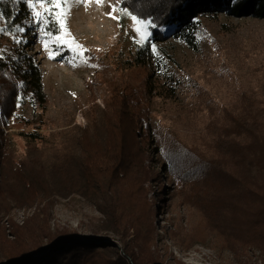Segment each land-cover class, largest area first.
<instances>
[{"label":"trees","instance_id":"trees-1","mask_svg":"<svg viewBox=\"0 0 264 264\" xmlns=\"http://www.w3.org/2000/svg\"><path fill=\"white\" fill-rule=\"evenodd\" d=\"M221 1L229 4L231 15L264 17V0H125L120 16L124 14L121 9L126 10L147 26L149 36L129 54L119 40L114 46L119 48L104 56L116 59L119 70L144 68L150 49L169 35L195 50L196 36L204 32L201 17L208 14L206 7ZM30 10L26 2L0 0L4 31L14 32L17 25H25ZM90 58L95 60L96 78L102 82L101 55ZM149 79L144 91L160 101H171L189 87L188 81L186 85L174 74L152 73ZM106 87L103 108H91L85 124L71 129L72 133L62 132L66 135L60 140L49 139L38 132L45 125L47 108L40 70L25 54L0 57V222L13 209L35 208L22 225L11 224L13 240L0 227V263L163 264L141 186L152 175L146 163L158 154L160 172L169 171L174 185H191L185 193L188 205L203 213L211 233L224 238V248L233 255L254 249L259 264H264L263 95L252 99L250 94H242L234 99L233 105L242 112L219 128L214 113L229 115L231 106L219 107L206 94L203 109L210 116L203 137L191 151L169 129L151 128L146 100L127 84L114 81ZM19 104L29 105L34 118L20 116ZM185 112L188 115L189 109ZM11 120L14 126L26 129L17 134L23 141L21 152L13 136L3 129ZM207 130L212 133L206 135ZM71 196H78L100 215L92 226L97 238L81 241L75 232L51 227L53 204Z\"/></svg>","mask_w":264,"mask_h":264},{"label":"rangeland","instance_id":"rangeland-1","mask_svg":"<svg viewBox=\"0 0 264 264\" xmlns=\"http://www.w3.org/2000/svg\"><path fill=\"white\" fill-rule=\"evenodd\" d=\"M12 1L27 3V0ZM123 1L55 0L49 4L32 0L35 7H31L30 18L25 25H17L14 32L4 31L0 20V57L7 58L14 52L30 56L42 74L47 108L45 125L38 132L60 140L66 135L62 132L72 133L71 129L83 126L85 114L91 108L104 107L106 86L117 81L127 84L133 93L146 100L153 130L169 129L192 151L203 137V128L210 116V112L203 109L206 94L212 95L219 107L231 106L227 109L229 115L214 113L217 114L215 126L219 128L242 112L241 107L233 105L234 99L242 94H250L252 99L262 95L264 98V17L231 15L227 2L208 5V14L201 17L204 32L197 34L195 50L165 33L169 35L166 40L150 49L147 67L119 70L116 59L105 58V53L119 48L114 46L121 40L123 51L129 54L149 36L144 23L130 15L120 16ZM123 35L125 39L121 38ZM92 55H101L103 63L99 74L104 85L96 78ZM152 73L174 74L184 84L188 81L189 87L171 101L153 99L144 91ZM197 90L205 95H199ZM185 108L189 109L188 115ZM17 112L23 118H34L27 104H19ZM3 129L13 136L15 147L21 152L23 141L17 134L26 129L14 126L13 120ZM223 129H218L217 134ZM210 133L212 130H207L206 135ZM160 161V156L153 154L146 163L152 175H148L141 186L149 202L153 236L163 264H259V254L254 249L233 255L224 248V238L211 233L203 213L188 205L185 193L191 185H174L169 171H159ZM34 209H13L2 218L0 227L5 229L8 239H14L11 224L22 225ZM99 217L89 204L78 196H71L55 201L50 225L75 232L77 239L84 241L97 238L92 226ZM107 239L116 242L113 236Z\"/></svg>","mask_w":264,"mask_h":264},{"label":"snow or ice","instance_id":"snow-or-ice-1","mask_svg":"<svg viewBox=\"0 0 264 264\" xmlns=\"http://www.w3.org/2000/svg\"><path fill=\"white\" fill-rule=\"evenodd\" d=\"M49 2L54 3V0H49ZM97 2H100V0H97ZM27 3L29 4L30 7H35V5L32 3V0H27ZM122 12H124L125 15H129V13L126 12V10L121 9ZM134 20L136 17H132ZM20 31H23V29H19Z\"/></svg>","mask_w":264,"mask_h":264}]
</instances>
